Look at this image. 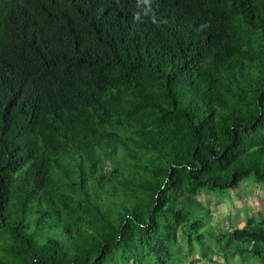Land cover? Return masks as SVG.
Returning <instances> with one entry per match:
<instances>
[{"label": "trees", "instance_id": "trees-1", "mask_svg": "<svg viewBox=\"0 0 264 264\" xmlns=\"http://www.w3.org/2000/svg\"><path fill=\"white\" fill-rule=\"evenodd\" d=\"M245 181L264 0H0V264L264 263L262 212L199 203Z\"/></svg>", "mask_w": 264, "mask_h": 264}, {"label": "rangeland", "instance_id": "rangeland-1", "mask_svg": "<svg viewBox=\"0 0 264 264\" xmlns=\"http://www.w3.org/2000/svg\"><path fill=\"white\" fill-rule=\"evenodd\" d=\"M199 203L207 208L212 216V224L227 228L240 222L243 227L244 216H254L260 212L264 214V189L258 184H249V181L242 182L235 192H230L229 197L214 196L203 193L199 195ZM246 219V218H245ZM213 248V244H209ZM194 264H224L225 258L221 254L208 252L207 256H201L198 249H195ZM174 264H192L190 259H179ZM230 264H254L251 260L244 262L235 259ZM264 264V263H260Z\"/></svg>", "mask_w": 264, "mask_h": 264}, {"label": "clouds", "instance_id": "clouds-1", "mask_svg": "<svg viewBox=\"0 0 264 264\" xmlns=\"http://www.w3.org/2000/svg\"><path fill=\"white\" fill-rule=\"evenodd\" d=\"M145 2H147V0H145Z\"/></svg>", "mask_w": 264, "mask_h": 264}]
</instances>
